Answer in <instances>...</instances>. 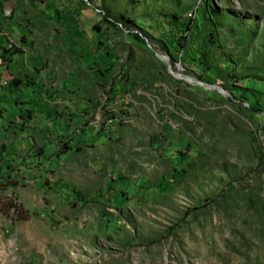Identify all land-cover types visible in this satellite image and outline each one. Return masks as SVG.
Returning a JSON list of instances; mask_svg holds the SVG:
<instances>
[{
  "label": "rangeland",
  "instance_id": "obj_1",
  "mask_svg": "<svg viewBox=\"0 0 264 264\" xmlns=\"http://www.w3.org/2000/svg\"><path fill=\"white\" fill-rule=\"evenodd\" d=\"M0 24V66L43 71L0 82V202L27 215L0 211V264H264V0H0Z\"/></svg>",
  "mask_w": 264,
  "mask_h": 264
},
{
  "label": "crops",
  "instance_id": "obj_2",
  "mask_svg": "<svg viewBox=\"0 0 264 264\" xmlns=\"http://www.w3.org/2000/svg\"><path fill=\"white\" fill-rule=\"evenodd\" d=\"M5 4V2H4ZM7 8L4 9L6 11ZM3 11V14H4ZM1 25V24H0ZM1 36L0 44H3L4 37ZM8 45V43H7ZM23 50L19 53H9L8 57V65L0 66V82L6 85V91L11 90L12 88L15 89H23L29 86H34L35 90L38 89V83L36 82L39 78L36 73L43 72L39 70L41 64H38V60L35 55H38L37 52L34 53L35 55L32 56L31 60L28 58L29 53L25 50L26 48H22ZM2 54V53H1ZM6 57V56H5ZM35 58V59H34ZM32 65H35L36 68H32ZM33 74H30V72ZM25 74L32 77V80L26 81L23 80ZM28 78V77H27ZM6 91L0 92V97L3 96ZM21 112H19L20 115Z\"/></svg>",
  "mask_w": 264,
  "mask_h": 264
},
{
  "label": "trees",
  "instance_id": "obj_3",
  "mask_svg": "<svg viewBox=\"0 0 264 264\" xmlns=\"http://www.w3.org/2000/svg\"><path fill=\"white\" fill-rule=\"evenodd\" d=\"M100 8V12L102 14V18L107 21V22H111V17L108 15V13L103 9L102 6L99 5ZM208 17L210 19V21H212V15L211 13L208 11L207 12ZM117 24L122 25L121 22L117 21ZM214 26V24H213ZM140 28V27H139ZM160 35V30L156 29L155 30V34H152L151 36L155 39H159L158 36ZM130 36L132 37V39L142 45V46H146V39L144 38L143 35H141L138 32H131ZM0 211L5 214L6 216H10L13 217L14 219H24L27 218V215L24 216V214L26 213L25 211H23L22 206L20 205V203L16 202L14 199L11 198H7L6 200H4V202H0ZM176 225H178L177 223H175ZM172 225L171 229H173L176 225Z\"/></svg>",
  "mask_w": 264,
  "mask_h": 264
},
{
  "label": "water",
  "instance_id": "obj_4",
  "mask_svg": "<svg viewBox=\"0 0 264 264\" xmlns=\"http://www.w3.org/2000/svg\"><path fill=\"white\" fill-rule=\"evenodd\" d=\"M157 56L161 59V60H164L165 62H166V60H165V58L161 55V54H157ZM167 63V62H166ZM167 65H168V63H167ZM168 71L169 72H171V69H170V67H169V65H168ZM184 78L185 79H189L187 76H184ZM214 87H216L215 85H213ZM218 88V87H217ZM220 90V89H219Z\"/></svg>",
  "mask_w": 264,
  "mask_h": 264
},
{
  "label": "built area",
  "instance_id": "obj_5",
  "mask_svg": "<svg viewBox=\"0 0 264 264\" xmlns=\"http://www.w3.org/2000/svg\"><path fill=\"white\" fill-rule=\"evenodd\" d=\"M0 61H1V59H0Z\"/></svg>",
  "mask_w": 264,
  "mask_h": 264
},
{
  "label": "bare ground",
  "instance_id": "obj_6",
  "mask_svg": "<svg viewBox=\"0 0 264 264\" xmlns=\"http://www.w3.org/2000/svg\"><path fill=\"white\" fill-rule=\"evenodd\" d=\"M1 62V61H0Z\"/></svg>",
  "mask_w": 264,
  "mask_h": 264
}]
</instances>
